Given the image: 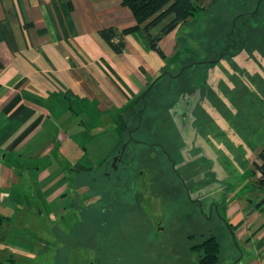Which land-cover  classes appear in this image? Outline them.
<instances>
[{
    "label": "rangeland",
    "instance_id": "374dc122",
    "mask_svg": "<svg viewBox=\"0 0 264 264\" xmlns=\"http://www.w3.org/2000/svg\"><path fill=\"white\" fill-rule=\"evenodd\" d=\"M234 2L233 17L248 14L257 1ZM232 20L218 23L222 33L202 37L193 28L191 43L180 42L159 77L168 74L149 93L148 100L156 99L146 119L141 123L133 113L124 124L141 143L130 141L118 170L109 166L118 147L70 157L63 168L68 209L56 212V203L42 207L38 199L29 217L4 219L0 263L200 264L204 252L195 246L210 236L221 243L218 264H242V253L254 257L236 242L227 208L237 197L264 200L257 170L264 150V9L257 23L242 25L243 33L230 39ZM222 50L228 54L223 58ZM192 61L214 64L210 70L191 67L168 100L161 91L169 73L181 74ZM177 99L194 101L186 106L187 118L181 117L182 102L171 107Z\"/></svg>",
    "mask_w": 264,
    "mask_h": 264
},
{
    "label": "crops",
    "instance_id": "0c3cea01",
    "mask_svg": "<svg viewBox=\"0 0 264 264\" xmlns=\"http://www.w3.org/2000/svg\"><path fill=\"white\" fill-rule=\"evenodd\" d=\"M192 2L201 9L199 19L161 36L162 58L143 31L126 36L120 54L102 38L105 29L121 33L136 25L122 0H0V224L18 214L29 217L38 199L42 207L56 203V212L68 209L63 168L69 158L114 151L122 143L127 118L144 109L149 86L180 42L191 43L193 28L202 37L226 31L218 23L232 17L234 0ZM173 19L151 35H162ZM85 170L78 176L93 169ZM258 203L237 197L227 208L236 242L254 256L242 253V264H264Z\"/></svg>",
    "mask_w": 264,
    "mask_h": 264
},
{
    "label": "trees",
    "instance_id": "16d2710c",
    "mask_svg": "<svg viewBox=\"0 0 264 264\" xmlns=\"http://www.w3.org/2000/svg\"><path fill=\"white\" fill-rule=\"evenodd\" d=\"M260 0H257L256 4L253 6V10L248 14L240 13L239 15H232V27L230 33H227V36L232 39V36L237 34H242L241 26L243 25L241 17L251 16L254 14L255 9L257 8V4ZM122 4L129 8L134 18L136 19V25L124 29L121 33H119L114 28H108L101 31L102 38L110 44L112 49L118 54L122 53L125 48L124 38L132 33L143 31L149 41L152 50L156 51L158 55L164 58V53L159 48V41L161 36L170 33L177 26L184 24L190 18L193 20H198L201 14V9L194 5L192 0H122ZM264 7V2H261L259 12L262 11ZM244 6V4H243ZM170 16H174V19L169 25H167L162 31V35L160 36H152L150 31L160 25L164 20L169 18ZM235 46V45H233ZM227 51V50H226ZM228 54L225 50H222V57L227 56ZM162 78L159 77L157 81L154 82V85L149 89L147 94L144 96L143 102L146 104L149 93L156 87L159 80ZM148 106L145 109L140 110L138 116H145L148 111ZM147 110V111H146ZM144 121V119H143ZM142 121V122H143ZM142 126V124H139ZM258 172L261 174V179L259 180L261 188L264 190V150L261 153V164L258 165ZM264 200L261 203L257 204V207L262 208L264 212V206H262ZM202 250L203 256L200 264H218L221 254V244L218 241V238L215 236L208 237L205 242L195 246V249L198 250V247ZM2 264V263H0ZM12 264V263H10Z\"/></svg>",
    "mask_w": 264,
    "mask_h": 264
},
{
    "label": "flooded vegetation",
    "instance_id": "af4514ba",
    "mask_svg": "<svg viewBox=\"0 0 264 264\" xmlns=\"http://www.w3.org/2000/svg\"><path fill=\"white\" fill-rule=\"evenodd\" d=\"M264 2V0H260L259 1V3L257 4V8L255 9V11H254V14L253 15H251V16H245L244 18L243 17H241V19H242V23H243V26H248V27H250L251 26V24H255V23H257V15H258V11H259V9H260V5H261V2ZM264 9V8H263ZM240 34V33H239ZM236 43H234L233 45H235ZM233 45H230V46H233ZM227 53V52H226ZM222 55V54H221ZM223 58V57H222ZM214 64V62H209V61H192V64L189 66V67H185L183 70H182V72H181V74L180 73H178V74H176V75H173V74H171V73H169V80L168 81H166L165 83H164V85H163V87H162V89H163V92L161 91V93L163 94V95H167L166 97H167V99L168 100H170L171 99V97L172 98H175V87H176V84L177 83H179L178 81H179V79H180V77L184 74V73H186L187 74V71L188 72H190V71H192V68L193 67H196V66H199V68H202V66L207 70H210L211 69V67H212V65ZM192 67V68H191ZM188 68H191V70H187ZM168 73H165L162 77H164L165 75H167ZM185 75V74H184ZM208 80V79H207ZM177 81V82H176ZM159 93V92H158ZM202 97H200L198 100H200ZM156 99V97H154V98H152V99H150V100H148V98H147V106L149 105V104H151V103H155L154 102V100ZM167 100V101H168ZM197 100V101H198ZM197 101H196V103H197ZM181 102L183 103V101L182 100H176V101H172V105H171V107L172 108H174V109H176V108H180L181 106H180V104H181ZM192 102L194 103V101L193 100H190V101H188L187 103H183V106H184V112L183 113H181L182 115H181V117H182V119H184V118H187L188 117V114H189V111H188V113H186V106L188 105L189 106V108H192ZM175 105V106H174ZM170 106V104H167V106L166 107H169ZM171 109V108H170ZM168 110V109H167ZM177 112V111H176ZM175 113V111L174 112H172L171 114H174ZM139 117V116H138ZM143 119L145 120L146 118H145V116H143V114L140 116V121H141V123H142V121H143ZM140 123V122H139ZM138 123V124H139ZM141 126L139 125V128H140ZM135 130H136V128H135ZM131 131V132H130ZM134 133V130H130V128H127V130H126V133H125V136H124V140L122 141V143L118 146V148H117V150L118 151H116V154H115V156L112 158V162H110L109 163V166L110 165H112V167L113 168H115L116 170H118V168H119V166H120V164H121V162H123L124 161V159L126 158V155H127V152H128V149H129V146L131 145L130 143V141H135V142H137V143H141L140 141H138V140H136V139H134L133 138V136H132V134ZM143 144H145V143H143ZM108 161V160H107Z\"/></svg>",
    "mask_w": 264,
    "mask_h": 264
}]
</instances>
